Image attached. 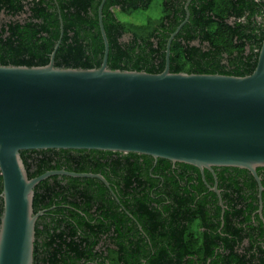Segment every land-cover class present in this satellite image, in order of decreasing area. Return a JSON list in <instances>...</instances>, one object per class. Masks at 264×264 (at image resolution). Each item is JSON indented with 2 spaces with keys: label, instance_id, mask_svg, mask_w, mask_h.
I'll list each match as a JSON object with an SVG mask.
<instances>
[{
  "label": "water",
  "instance_id": "obj_1",
  "mask_svg": "<svg viewBox=\"0 0 264 264\" xmlns=\"http://www.w3.org/2000/svg\"><path fill=\"white\" fill-rule=\"evenodd\" d=\"M104 1L98 5L99 67H56L60 38L45 65H0V264H34L35 224L43 214L33 210L38 183L58 175L98 178L109 186L101 174L65 169L29 178L24 150L135 153L202 174L238 168L254 178L259 198L264 190L257 173L264 168V36L248 75L170 72V44L188 20L187 2L185 18L167 40L163 71L111 69Z\"/></svg>",
  "mask_w": 264,
  "mask_h": 264
},
{
  "label": "trees",
  "instance_id": "obj_2",
  "mask_svg": "<svg viewBox=\"0 0 264 264\" xmlns=\"http://www.w3.org/2000/svg\"><path fill=\"white\" fill-rule=\"evenodd\" d=\"M100 1L0 0V16L9 18L3 22L0 18V65H45L60 38L54 56L56 67H99L104 49L98 25ZM151 2L104 1L102 24L108 41L109 68L148 73L163 71L167 40L185 18V4L188 2V20L170 44V72L244 76L254 70L264 36V0H162L161 15L148 18L144 23L137 24L119 16V13L129 15L135 10L147 9ZM22 15H25L24 19H18ZM259 15L262 16L261 20L256 18ZM20 156L29 178L60 169L100 173L108 179L112 172H116L124 178V184L118 186L119 190L125 191L132 190V178L137 177V171L141 174L148 171L146 168L141 171L129 157L152 158L127 153L125 159L128 161H124L117 152L72 149L24 150ZM159 161L166 162L165 159ZM180 166L198 172L194 166ZM226 171L246 173L252 178L246 170L220 167L219 174L224 181ZM204 172L209 174L207 170ZM257 173L262 177L264 187V168H258ZM231 178L232 188H257L255 182L241 185L235 177ZM104 188L103 183L95 178L58 175L36 185L33 210L34 213L44 212L35 224L34 264H88L94 260L97 237L103 233L104 223H107L104 217L106 209L110 214L109 223H120L119 216L113 214L112 208L120 203L113 196L108 200L103 198ZM1 190L0 176V193ZM127 193L121 196L134 195L133 191ZM262 194L264 203V192ZM147 199L143 194L135 201L122 203L134 215L136 222L157 223L151 215L152 208ZM128 204L134 206L133 210ZM107 205L109 209L105 207ZM2 208L0 198V216ZM126 219L128 221L130 218L127 216ZM262 225L259 223V227ZM126 230L130 232L132 227L127 226ZM116 246L120 244L116 243ZM259 252L261 264H264L263 249H259ZM255 256L247 259L245 255H237L233 261L251 264ZM110 261L118 264L116 258Z\"/></svg>",
  "mask_w": 264,
  "mask_h": 264
},
{
  "label": "flooded vegetation",
  "instance_id": "obj_3",
  "mask_svg": "<svg viewBox=\"0 0 264 264\" xmlns=\"http://www.w3.org/2000/svg\"><path fill=\"white\" fill-rule=\"evenodd\" d=\"M256 18L261 20L262 16ZM118 155L128 161L125 159L127 153ZM96 156L102 158L100 154ZM129 158L141 171L142 168L148 170L142 174L137 171V177L132 178V190H119L124 178L116 172H112L109 179L101 174L109 186L95 178L106 187L102 190L103 198L108 200L113 196L120 203L114 205L116 208L112 207L120 223H109L110 214L106 209L107 223L97 237L95 258L88 264H112L111 258L118 259V264H238L233 261L237 255H245L247 259L256 255L250 263L261 264L259 249H263L264 256V190L259 198L258 188L238 189L230 185L231 177L241 185L256 183L253 177L226 171L224 181L219 174L220 168L202 174L167 160L161 162L142 156ZM132 191L133 196H121ZM137 191L140 194H136ZM143 194L148 197L151 215L157 223L136 222L122 203L135 201ZM105 207L109 209V205ZM128 207L134 208L132 204ZM259 223L263 225L259 227ZM127 226L132 227L130 232L126 230Z\"/></svg>",
  "mask_w": 264,
  "mask_h": 264
},
{
  "label": "rangeland",
  "instance_id": "obj_4",
  "mask_svg": "<svg viewBox=\"0 0 264 264\" xmlns=\"http://www.w3.org/2000/svg\"><path fill=\"white\" fill-rule=\"evenodd\" d=\"M162 0H152L150 5L147 9H138L132 12L129 15L119 13V16L122 17L124 20L134 22L137 24L144 23L148 18H157L161 15L162 8H161ZM25 15L18 17V19H24ZM1 22L6 21L9 19L6 16H0Z\"/></svg>",
  "mask_w": 264,
  "mask_h": 264
}]
</instances>
